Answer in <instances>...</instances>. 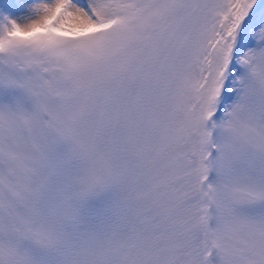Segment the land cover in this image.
<instances>
[{
  "label": "snow or ice",
  "instance_id": "6c2138e0",
  "mask_svg": "<svg viewBox=\"0 0 264 264\" xmlns=\"http://www.w3.org/2000/svg\"><path fill=\"white\" fill-rule=\"evenodd\" d=\"M0 264H264V0H0Z\"/></svg>",
  "mask_w": 264,
  "mask_h": 264
}]
</instances>
